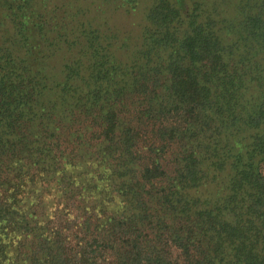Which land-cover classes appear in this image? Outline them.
<instances>
[{"label": "trees", "instance_id": "trees-1", "mask_svg": "<svg viewBox=\"0 0 264 264\" xmlns=\"http://www.w3.org/2000/svg\"><path fill=\"white\" fill-rule=\"evenodd\" d=\"M144 19L0 0V264H264V0Z\"/></svg>", "mask_w": 264, "mask_h": 264}, {"label": "rangeland", "instance_id": "rangeland-1", "mask_svg": "<svg viewBox=\"0 0 264 264\" xmlns=\"http://www.w3.org/2000/svg\"><path fill=\"white\" fill-rule=\"evenodd\" d=\"M99 7L101 16L116 23L123 32L124 28L132 27L130 30L136 31L140 26V21H145V14L153 2V0H137V6L128 11L125 6H122L125 0H95ZM122 4V5H121ZM140 22V23H139Z\"/></svg>", "mask_w": 264, "mask_h": 264}]
</instances>
